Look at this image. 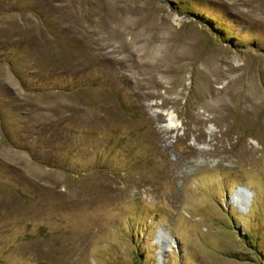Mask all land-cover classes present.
<instances>
[{"label":"rangeland","instance_id":"1","mask_svg":"<svg viewBox=\"0 0 264 264\" xmlns=\"http://www.w3.org/2000/svg\"><path fill=\"white\" fill-rule=\"evenodd\" d=\"M0 264H264V0H0Z\"/></svg>","mask_w":264,"mask_h":264},{"label":"bare ground","instance_id":"2","mask_svg":"<svg viewBox=\"0 0 264 264\" xmlns=\"http://www.w3.org/2000/svg\"><path fill=\"white\" fill-rule=\"evenodd\" d=\"M171 126H172V127H175V126H176V124H175V123H173V122H171Z\"/></svg>","mask_w":264,"mask_h":264}]
</instances>
